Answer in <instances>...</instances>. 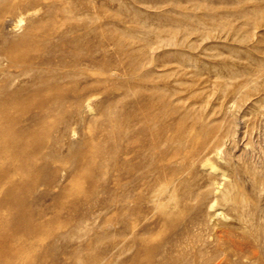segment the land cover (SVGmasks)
Returning a JSON list of instances; mask_svg holds the SVG:
<instances>
[{
	"label": "rangeland",
	"instance_id": "obj_1",
	"mask_svg": "<svg viewBox=\"0 0 264 264\" xmlns=\"http://www.w3.org/2000/svg\"><path fill=\"white\" fill-rule=\"evenodd\" d=\"M18 11L0 66L14 64V82L0 75V264H264V0ZM56 44L80 58L66 83L86 86L62 145L46 124L72 104L48 110L23 64ZM146 126L156 147L138 151Z\"/></svg>",
	"mask_w": 264,
	"mask_h": 264
},
{
	"label": "bare ground",
	"instance_id": "obj_2",
	"mask_svg": "<svg viewBox=\"0 0 264 264\" xmlns=\"http://www.w3.org/2000/svg\"><path fill=\"white\" fill-rule=\"evenodd\" d=\"M32 1L35 2L37 0H32ZM29 2L30 0H0V66H4V63L7 60L6 56L2 55L3 52L8 55H11L14 58L13 45L9 43L8 45L4 46L3 44L4 30H6L8 27L11 28L14 27V23H13L14 14L19 10L18 16L20 18L21 13L28 6ZM58 47L59 45L57 44L49 50L48 47H45L44 49L47 53L46 55L40 57L36 55L31 57L27 56V58L23 62L26 73L32 69H35L37 70L36 72H39V74L36 76V78H34L31 84L32 92H38L43 94V97L47 101L46 107L48 108V110L52 108L54 109L58 108L60 107L61 103L66 101H69L70 104H72L67 109H65L60 115H58L55 120L46 124L47 131L44 138L46 142L51 145L63 144L67 134L66 133L67 129L70 128L71 122L80 113L79 106L84 99L85 95L83 91L86 87L85 85L70 86L66 83V81L71 76L75 75L76 70L74 68L80 64V58L75 55H70L66 57V55L63 52L56 51L59 50ZM52 64L59 66L61 65V67L59 68L47 67L48 69L42 67L47 65L51 66ZM9 67H11L12 69H10L11 71L9 70V77L7 83H11L12 81L14 82V64L10 63L8 65V68ZM8 68H3V67L0 68V75L1 72L5 71V69ZM42 68L44 69L40 73V70ZM25 72L23 74H26ZM54 101L57 103L53 106L52 103ZM38 117L36 118L38 119ZM146 127H147L146 129H148V133H147L148 137L145 135L143 139H141L138 143L134 145L138 151H141L142 148H149L153 150L156 147L157 139L155 135V129L150 128L148 126ZM210 144H211V136L208 137L205 141H203V143H201L198 149H196L197 153H207V151L211 149ZM10 179L14 180V178H10ZM91 190L92 192L96 191L93 186L91 187ZM12 199L14 200V196ZM83 203L86 204L87 200ZM210 206H212V204ZM1 259L0 262H2Z\"/></svg>",
	"mask_w": 264,
	"mask_h": 264
}]
</instances>
